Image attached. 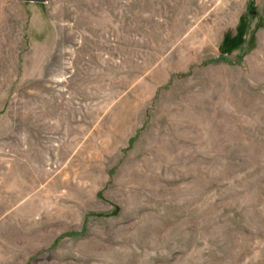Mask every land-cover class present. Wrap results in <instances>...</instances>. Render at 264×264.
Segmentation results:
<instances>
[{"label":"rangeland","instance_id":"rangeland-1","mask_svg":"<svg viewBox=\"0 0 264 264\" xmlns=\"http://www.w3.org/2000/svg\"><path fill=\"white\" fill-rule=\"evenodd\" d=\"M0 264H264V0H0Z\"/></svg>","mask_w":264,"mask_h":264},{"label":"water","instance_id":"water-1","mask_svg":"<svg viewBox=\"0 0 264 264\" xmlns=\"http://www.w3.org/2000/svg\"><path fill=\"white\" fill-rule=\"evenodd\" d=\"M23 2L43 3L45 0H21Z\"/></svg>","mask_w":264,"mask_h":264}]
</instances>
